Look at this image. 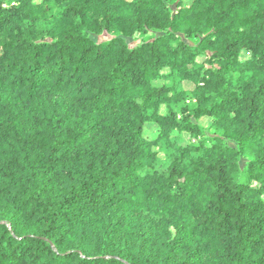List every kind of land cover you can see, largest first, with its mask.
Listing matches in <instances>:
<instances>
[{
	"label": "trees",
	"instance_id": "1",
	"mask_svg": "<svg viewBox=\"0 0 264 264\" xmlns=\"http://www.w3.org/2000/svg\"><path fill=\"white\" fill-rule=\"evenodd\" d=\"M0 264H264V0H0Z\"/></svg>",
	"mask_w": 264,
	"mask_h": 264
},
{
	"label": "rangeland",
	"instance_id": "2",
	"mask_svg": "<svg viewBox=\"0 0 264 264\" xmlns=\"http://www.w3.org/2000/svg\"><path fill=\"white\" fill-rule=\"evenodd\" d=\"M100 39H102V38H100ZM127 42H128V44L131 46V47H133V46H135L136 44H137V40H134V39H128L127 40ZM190 103H192V100H190L189 101ZM209 121L208 120H202L201 121V123L203 124V125H207V123H208ZM146 130H147V133H146V136L148 137V138H150V139H154V138H156V128L154 127V126H148L147 128H146ZM186 139H188V137L186 136Z\"/></svg>",
	"mask_w": 264,
	"mask_h": 264
}]
</instances>
